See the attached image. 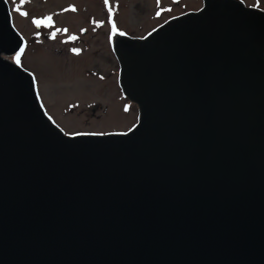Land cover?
Returning a JSON list of instances; mask_svg holds the SVG:
<instances>
[{
  "label": "water",
  "instance_id": "95a60500",
  "mask_svg": "<svg viewBox=\"0 0 264 264\" xmlns=\"http://www.w3.org/2000/svg\"><path fill=\"white\" fill-rule=\"evenodd\" d=\"M0 0V264H264V11L203 0L113 46L126 133L65 135Z\"/></svg>",
  "mask_w": 264,
  "mask_h": 264
},
{
  "label": "rangeland",
  "instance_id": "374dc122",
  "mask_svg": "<svg viewBox=\"0 0 264 264\" xmlns=\"http://www.w3.org/2000/svg\"><path fill=\"white\" fill-rule=\"evenodd\" d=\"M239 1L264 11V0ZM6 2L15 30L23 38L29 37L31 30L35 34L32 46L20 52V62L16 56L12 61L34 77L41 106L58 129L68 136L125 133L137 124L138 109L122 94L118 62L105 42L108 27L102 0H26L23 5L19 0ZM108 2L111 22L118 32L133 38H144L171 18L203 7V0H160L159 5L157 0ZM17 6L29 15L21 16L14 10ZM43 16H51V26L31 24V19ZM71 35L75 39H69Z\"/></svg>",
  "mask_w": 264,
  "mask_h": 264
},
{
  "label": "flooded vegetation",
  "instance_id": "af4514ba",
  "mask_svg": "<svg viewBox=\"0 0 264 264\" xmlns=\"http://www.w3.org/2000/svg\"><path fill=\"white\" fill-rule=\"evenodd\" d=\"M78 3H76L77 5ZM57 5V4H56ZM67 5V4H66ZM93 4H90L88 7L91 8ZM65 6V5H64ZM104 8V9H103ZM102 9L104 11V18H105V22L107 24V27L106 28V34H105V42L108 43V49H110V52H113L114 53V50H113V46H114V43L115 41L120 38V37H128V38H131L133 39V37H131L129 34L127 33H124V35H120L121 32H118V30L116 29V32L118 33H114L113 30H112V25L113 23L109 22V15H111V12H112V7L111 5L109 4V2L107 3V5L105 4V2L102 0ZM45 17L47 16H43V17H39V18H36L34 17L33 19H31V24L34 26L35 24H33V20L34 19H41L43 20ZM90 20V19H89ZM103 22V21H102ZM101 22V23H102ZM52 23V22H51ZM95 24H99V22L97 23H91V25L95 26ZM36 26V25H35ZM42 26V25H41ZM66 29V28H65ZM38 32V31H37ZM150 34V33H149ZM33 37H35V34L34 32L31 30L30 34H29V37L25 38V48L29 47V46H32V39ZM69 37H75V35H71ZM146 37V36H145ZM113 40V42H112ZM78 41H80V43L82 42L83 43V40L81 41L80 39H78ZM83 44H86V43H83ZM33 54V53H32ZM34 55V54H33ZM119 66V65H118ZM29 73V72H28ZM30 74V73H29ZM31 75V74H30ZM32 76V75H31ZM33 77V76H32ZM33 80H34V77H33ZM119 82V80H118ZM34 84H35V80H34ZM35 89H36V84H35ZM37 93V92H36ZM38 96V95H37ZM40 101V100H39Z\"/></svg>",
  "mask_w": 264,
  "mask_h": 264
},
{
  "label": "snow or ice",
  "instance_id": "6c2138e0",
  "mask_svg": "<svg viewBox=\"0 0 264 264\" xmlns=\"http://www.w3.org/2000/svg\"><path fill=\"white\" fill-rule=\"evenodd\" d=\"M25 2H26V0H19V4H20V5H23ZM104 2H105V4L107 5L108 0H104ZM159 3H160V0H157V4H158V5H159ZM14 10L17 11V12H19V14H20L21 16H28V15H29L27 12H22V11H20L19 6H17ZM71 10H72V11H75V8H72ZM156 15L159 16V15H160V12H157ZM32 22H33V24H35L36 27H38V28H39L41 25L51 26L52 18H51V16H48V17H45L43 20L34 19ZM109 22L111 23V15H109ZM112 30H113V32L116 31V26H115V24L112 25ZM56 31L59 32V31H61V29H57ZM64 31H67V30L65 29ZM120 35H124V33L121 32ZM52 37H53V38L55 37V33H52ZM69 39H75V37H69ZM22 51H23V49H21V52H22ZM72 51H73V52H77V53L79 52L78 49H72ZM15 60H16L17 63L20 62V53H17V54H16Z\"/></svg>",
  "mask_w": 264,
  "mask_h": 264
},
{
  "label": "bare ground",
  "instance_id": "6f19581e",
  "mask_svg": "<svg viewBox=\"0 0 264 264\" xmlns=\"http://www.w3.org/2000/svg\"><path fill=\"white\" fill-rule=\"evenodd\" d=\"M8 4V3H7ZM9 6V5H8ZM19 34V33H18ZM20 35V34H19ZM21 36V35H20ZM22 37V36H21ZM23 38V37H22ZM24 39V38H23ZM137 122H138V120H137ZM131 130V129H130ZM130 130H128V131H130ZM127 131V132H128ZM118 133H120V132H118ZM126 133V132H125ZM85 135H97V134H85ZM102 135H104V134H102Z\"/></svg>",
  "mask_w": 264,
  "mask_h": 264
}]
</instances>
